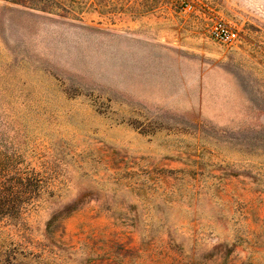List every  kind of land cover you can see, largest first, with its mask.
I'll use <instances>...</instances> for the list:
<instances>
[{"label": "rangeland", "instance_id": "374dc122", "mask_svg": "<svg viewBox=\"0 0 264 264\" xmlns=\"http://www.w3.org/2000/svg\"><path fill=\"white\" fill-rule=\"evenodd\" d=\"M181 1L0 0V264H264V0Z\"/></svg>", "mask_w": 264, "mask_h": 264}, {"label": "built area", "instance_id": "2783aa9c", "mask_svg": "<svg viewBox=\"0 0 264 264\" xmlns=\"http://www.w3.org/2000/svg\"><path fill=\"white\" fill-rule=\"evenodd\" d=\"M173 1L180 3L184 10L191 8L190 4L185 1ZM210 36L214 41L223 45H232L238 40V32L232 26L222 21H217L212 25L210 28Z\"/></svg>", "mask_w": 264, "mask_h": 264}, {"label": "trees", "instance_id": "16d2710c", "mask_svg": "<svg viewBox=\"0 0 264 264\" xmlns=\"http://www.w3.org/2000/svg\"><path fill=\"white\" fill-rule=\"evenodd\" d=\"M27 196H29V194L27 193Z\"/></svg>", "mask_w": 264, "mask_h": 264}]
</instances>
